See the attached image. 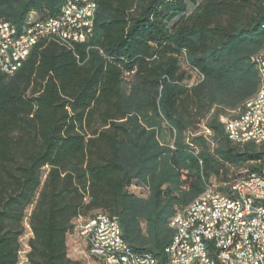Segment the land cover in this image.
Returning <instances> with one entry per match:
<instances>
[{
	"label": "trees",
	"instance_id": "16d2710c",
	"mask_svg": "<svg viewBox=\"0 0 264 264\" xmlns=\"http://www.w3.org/2000/svg\"><path fill=\"white\" fill-rule=\"evenodd\" d=\"M95 1L87 43L45 38L0 72V264L18 263L25 217L27 264H83L67 235L101 213L165 264L172 217L211 181L264 174V144L233 143L220 121L259 88L264 0ZM60 4L0 0V18L21 27Z\"/></svg>",
	"mask_w": 264,
	"mask_h": 264
},
{
	"label": "bare ground",
	"instance_id": "6f19581e",
	"mask_svg": "<svg viewBox=\"0 0 264 264\" xmlns=\"http://www.w3.org/2000/svg\"><path fill=\"white\" fill-rule=\"evenodd\" d=\"M96 10L97 4L94 5V12L92 14L93 25ZM35 12L37 11H31L29 13ZM1 21L4 25V35H12L13 28H15L16 25L3 19H1ZM262 28L264 29V24L262 25ZM45 38H53L58 43L72 51L74 50L75 45H77L73 36L64 35L63 31H60L59 29L41 31L39 37L31 40L28 46H26V52H24L21 57L16 58V63L14 64V67L9 70V75L16 72L29 55L31 49ZM6 48L9 54H17V44L14 39H6ZM253 62L260 74V84L255 95L245 102L242 112L238 114L239 119H244V126L234 125V128L224 127L226 136L233 141V143L235 142L240 145L247 142H253L257 145L264 144V125L263 131H260V133H252L257 129V117L256 114L252 112V109L260 102V99L264 97V46L253 58ZM0 72L8 74V71L5 69H0ZM231 117L234 116L222 115L220 121L222 122V120H224V126H231ZM247 178L264 180V174H250ZM221 187H223V183ZM206 188L211 190V195H218L219 192L222 199L228 200L215 201L213 213L208 216V219H205L207 218L208 205L198 204L200 195L187 207L176 213L177 224L170 221V226L174 229V236L164 249L167 259L166 264H197V258H194L196 256V250H201L206 264H219L216 248L210 241L214 240L215 236L220 232V223L218 221L222 216L231 213V206H229V204L240 205L241 210H249L250 208V197L242 196L241 189H239L238 186L227 185V187H223V190L221 188V190H219V188L217 189L214 185H208ZM251 211L256 212L258 220L264 221V203L251 202ZM188 216H190V218H188L183 245H180V236H177V226H184L185 220ZM96 218H98V214L88 217V219ZM100 219H102L104 224L109 227L110 238H108V232H101V237L99 234L92 232V223H84L79 230L76 231V227H78L77 217L74 220L72 231L68 234L73 237L72 232H76L74 239L76 247H80L81 244H84L86 248L95 249L98 253H111L115 247L116 241L120 243L122 250H127L131 254L132 257L128 258V264H136V259H143V261H146L149 264H159L154 256L152 257V255L135 253L128 247L122 238L117 220L102 213L100 214ZM247 232H254V225H247ZM103 239H107V241ZM238 246H242V254L239 251H223V258L226 260L227 264H253V257L250 255H255V249H264V241H253L252 245L250 239L231 238L229 241V248L237 249ZM101 264H111V260L108 256H101ZM114 264H123V259H114Z\"/></svg>",
	"mask_w": 264,
	"mask_h": 264
},
{
	"label": "built area",
	"instance_id": "2783aa9c",
	"mask_svg": "<svg viewBox=\"0 0 264 264\" xmlns=\"http://www.w3.org/2000/svg\"><path fill=\"white\" fill-rule=\"evenodd\" d=\"M95 0H61L60 7L54 15H45L40 12L28 13L25 22L21 27L16 26L13 28L12 35H4V25L0 18V69L8 71L14 67L16 58L21 57L26 52V46L31 40L38 38L41 31L48 29H59L63 31L64 35L73 36L77 44L87 43L93 36V23L92 14L94 12ZM6 39H14L17 44V54H9L6 48ZM264 97L260 99V102L255 105L252 112L257 117V129L252 133H260L263 131L264 118ZM223 127H233L234 125L244 126V119H239L238 115L231 117V126H224V120H222ZM227 185H235L241 189L242 196L250 197L249 210H241L240 205H232L231 213H227L222 216L218 221L220 223V232L215 236L214 240H210L213 246L216 248L217 258L219 264H227L223 258V251H239L242 254V246H238L237 249L229 248V241L231 238L250 239L253 245V241H264V221L258 220V215L255 211H251V202L264 203L263 179L255 178H237L230 182H224L223 187ZM228 200L222 199L219 195H211V190L205 188L200 194L199 205H208L209 215L213 213V206L215 201ZM188 216L185 220L184 226L178 227V235L180 236V245H183L186 226L188 223ZM171 222L177 224L176 214L172 217ZM84 223H92V232L99 234L101 232H108L109 227L104 224V221L100 219V214L96 219H88V217L78 216L79 230ZM199 225V221H198ZM247 225H254V232H247ZM75 233L73 234V242L75 239ZM207 238V237H204ZM107 241V239H103ZM80 250V249H77ZM86 254L90 257L96 258L101 264V256H108L111 260V264H114V259H123V264H128V258L132 257L127 250H122L120 243L115 241V247L111 253H98L95 249L84 248ZM177 254V251H176ZM253 257V264H264V249H255V255ZM197 264H206L204 261V255L201 250H196ZM136 264H149L143 259H136ZM166 264V263H165Z\"/></svg>",
	"mask_w": 264,
	"mask_h": 264
},
{
	"label": "rangeland",
	"instance_id": "374dc122",
	"mask_svg": "<svg viewBox=\"0 0 264 264\" xmlns=\"http://www.w3.org/2000/svg\"><path fill=\"white\" fill-rule=\"evenodd\" d=\"M227 115L233 116V115H235V113L229 112ZM200 133H203V134L208 136V132L204 131V128L202 126L200 127ZM47 170H48V167L42 168V178H44V175H45ZM211 183H212V185H214L218 189V185L216 184L215 181H211ZM30 210H31V206H29L26 209V215L29 214ZM30 237H31V232H30L29 226L27 224V217H25V219H24V232L20 237L21 249L19 252L17 264H27L26 253L28 252V249H29L28 239ZM72 240H73V237H72ZM84 248H86L84 244H81L80 247H76L74 242H72L70 244V246L68 247V254H69L68 256L72 259L81 260L83 262V264H100L96 258L88 256L86 254V251L84 250ZM77 249H80V250H77Z\"/></svg>",
	"mask_w": 264,
	"mask_h": 264
},
{
	"label": "crops",
	"instance_id": "0c3cea01",
	"mask_svg": "<svg viewBox=\"0 0 264 264\" xmlns=\"http://www.w3.org/2000/svg\"><path fill=\"white\" fill-rule=\"evenodd\" d=\"M73 242L72 237L70 235H67L66 238V244H67V251H68V247L70 246V244ZM69 255V254H68Z\"/></svg>",
	"mask_w": 264,
	"mask_h": 264
}]
</instances>
